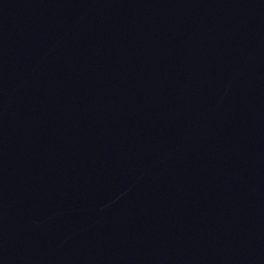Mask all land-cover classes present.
Listing matches in <instances>:
<instances>
[{"label":"water","instance_id":"1","mask_svg":"<svg viewBox=\"0 0 264 264\" xmlns=\"http://www.w3.org/2000/svg\"><path fill=\"white\" fill-rule=\"evenodd\" d=\"M0 264H264V0H0Z\"/></svg>","mask_w":264,"mask_h":264}]
</instances>
